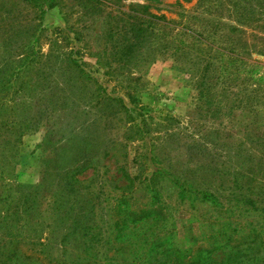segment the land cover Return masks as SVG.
Instances as JSON below:
<instances>
[{"label":"rangeland","instance_id":"374dc122","mask_svg":"<svg viewBox=\"0 0 264 264\" xmlns=\"http://www.w3.org/2000/svg\"><path fill=\"white\" fill-rule=\"evenodd\" d=\"M211 254L264 264V0H0V264Z\"/></svg>","mask_w":264,"mask_h":264},{"label":"trees","instance_id":"16d2710c","mask_svg":"<svg viewBox=\"0 0 264 264\" xmlns=\"http://www.w3.org/2000/svg\"><path fill=\"white\" fill-rule=\"evenodd\" d=\"M94 240H95L94 236L90 237V239L85 243V246H91L92 247L94 242H95ZM15 254H16V252H12L9 259H11L13 256H15ZM226 257L227 256H221L219 258V257L213 256L211 254V255H208V258L206 257L207 259L205 257L202 259H205L204 264H259L263 260L262 257L252 256V254H249V255L247 254L245 256H242V258L241 257L232 258V257L228 256L227 260H226ZM176 259H178V258H176ZM157 261H158V259L155 258L154 262H157ZM97 263H100V262L98 261ZM199 263H201L200 260H195V261H191L189 264H199ZM3 264H4V261H3ZM147 264H152V263L148 262Z\"/></svg>","mask_w":264,"mask_h":264}]
</instances>
